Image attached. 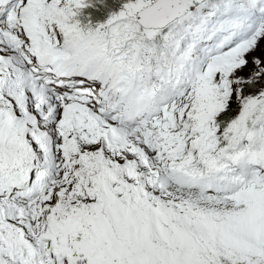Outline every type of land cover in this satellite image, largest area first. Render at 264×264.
Masks as SVG:
<instances>
[{"label":"snow or ice","instance_id":"1","mask_svg":"<svg viewBox=\"0 0 264 264\" xmlns=\"http://www.w3.org/2000/svg\"><path fill=\"white\" fill-rule=\"evenodd\" d=\"M0 264H264V0H0Z\"/></svg>","mask_w":264,"mask_h":264}]
</instances>
